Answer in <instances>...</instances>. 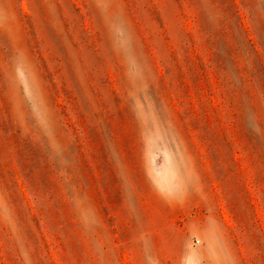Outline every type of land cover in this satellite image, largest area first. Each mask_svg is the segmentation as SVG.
<instances>
[{
    "label": "rangeland",
    "instance_id": "1",
    "mask_svg": "<svg viewBox=\"0 0 264 264\" xmlns=\"http://www.w3.org/2000/svg\"><path fill=\"white\" fill-rule=\"evenodd\" d=\"M0 264H264V0H0Z\"/></svg>",
    "mask_w": 264,
    "mask_h": 264
},
{
    "label": "built area",
    "instance_id": "2",
    "mask_svg": "<svg viewBox=\"0 0 264 264\" xmlns=\"http://www.w3.org/2000/svg\"><path fill=\"white\" fill-rule=\"evenodd\" d=\"M195 243L198 244V241L196 240Z\"/></svg>",
    "mask_w": 264,
    "mask_h": 264
}]
</instances>
